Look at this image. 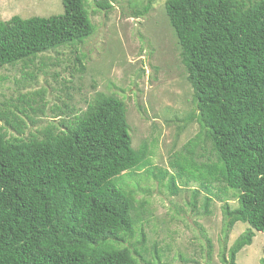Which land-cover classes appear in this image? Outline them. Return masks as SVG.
<instances>
[{"label":"trees","instance_id":"1","mask_svg":"<svg viewBox=\"0 0 264 264\" xmlns=\"http://www.w3.org/2000/svg\"><path fill=\"white\" fill-rule=\"evenodd\" d=\"M60 1V13L0 20V67L81 43L94 32L86 0ZM164 10L200 129L161 178L172 193L176 180H202L205 209L209 184H221L223 194L234 190L237 205L225 199L221 206L225 240L236 222L248 227L228 247L224 242L220 260L238 264L236 254L252 242L253 229L264 233V0H165ZM0 119V264L144 260L135 191L116 179L151 161L144 143L131 146L121 98L97 92L83 111L47 124L40 135H20L22 123L11 111H0ZM203 142L206 157L196 160L193 147ZM192 192L194 205L198 191Z\"/></svg>","mask_w":264,"mask_h":264},{"label":"rangeland","instance_id":"2","mask_svg":"<svg viewBox=\"0 0 264 264\" xmlns=\"http://www.w3.org/2000/svg\"><path fill=\"white\" fill-rule=\"evenodd\" d=\"M98 1L111 7L103 8ZM148 1L86 0L95 25L90 36L0 67V111L15 114L23 126L20 135H40L47 124L83 111L97 92L121 98L131 146L144 143L151 161L150 167L130 169L116 179L119 186L134 189L141 210L137 226L145 237L139 264H223L224 242L228 247L248 227L236 222L225 240L221 206L225 199L231 207L237 205L234 190L223 194L221 184H209L212 201L205 209L202 180H176L178 191L172 193L167 178H161V170L173 171L174 159L187 154V141L200 126L165 0H152L139 14ZM61 11L60 0H0V20ZM6 130L18 135L10 127ZM208 148L206 142L194 146V159H205ZM193 190L198 191L194 205ZM253 231L252 242L236 254L238 264H259L263 256L264 233ZM135 236L131 241L138 247L141 238Z\"/></svg>","mask_w":264,"mask_h":264},{"label":"water","instance_id":"3","mask_svg":"<svg viewBox=\"0 0 264 264\" xmlns=\"http://www.w3.org/2000/svg\"><path fill=\"white\" fill-rule=\"evenodd\" d=\"M135 81V80H134Z\"/></svg>","mask_w":264,"mask_h":264}]
</instances>
